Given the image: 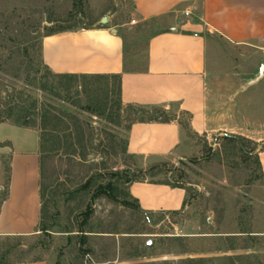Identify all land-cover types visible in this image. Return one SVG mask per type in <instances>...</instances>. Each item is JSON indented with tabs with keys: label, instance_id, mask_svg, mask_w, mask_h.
<instances>
[{
	"label": "rangeland",
	"instance_id": "obj_1",
	"mask_svg": "<svg viewBox=\"0 0 264 264\" xmlns=\"http://www.w3.org/2000/svg\"><path fill=\"white\" fill-rule=\"evenodd\" d=\"M133 10L132 0H0V117L11 109L14 115L22 108L38 115L49 108L69 114L64 118L71 138L75 139V124L84 130V147L78 153L60 150L45 157L44 183L48 196L54 193L56 198L49 209L56 217L51 234L24 237L9 260L264 264V174L258 155H244L225 135H196L183 128L182 158L158 162L153 176L142 175L148 181H168L186 188L182 211L146 213L106 195L92 199L98 183L113 180L124 192L128 187L125 177L140 175L142 168L124 151L128 113L112 122L81 109L88 98L75 95V88L64 100L42 90L40 84L51 82L42 59V41L53 30L103 24V17L108 18L105 25L130 22L123 30L126 56L130 67L143 66L148 39L162 26L131 24ZM178 116L188 122L187 116ZM247 148L252 151L255 146L249 142ZM8 166V157L0 155V199L6 193ZM91 176H96L97 184L78 192ZM89 204L93 211L83 226L87 242L81 244L80 213ZM42 241L46 248L38 244ZM2 245L0 236V254Z\"/></svg>",
	"mask_w": 264,
	"mask_h": 264
},
{
	"label": "crops",
	"instance_id": "obj_2",
	"mask_svg": "<svg viewBox=\"0 0 264 264\" xmlns=\"http://www.w3.org/2000/svg\"><path fill=\"white\" fill-rule=\"evenodd\" d=\"M132 3L131 19L136 22L131 24L162 26L148 39L143 66L125 69L123 30L130 22H95L46 36L44 64L54 73H121L124 105L160 106L177 114L170 122L132 124L127 149L139 168L182 158V114L196 135L246 138L255 146L252 153L264 174V0ZM0 155L8 157L9 165L0 236L36 235L41 216L40 129L0 122ZM129 192L146 213L179 212L187 202L186 188L168 181H135Z\"/></svg>",
	"mask_w": 264,
	"mask_h": 264
},
{
	"label": "trees",
	"instance_id": "obj_3",
	"mask_svg": "<svg viewBox=\"0 0 264 264\" xmlns=\"http://www.w3.org/2000/svg\"><path fill=\"white\" fill-rule=\"evenodd\" d=\"M73 28H62L59 30H53L48 33L46 36L71 30ZM126 70H135L136 67H130L129 62L126 60L124 62ZM48 74L51 77V82H45L40 84L42 90H48L52 95L62 98H70L73 88L76 89L75 95L79 96L85 94L88 98L87 104L84 106H79L81 109L90 112L96 116H104L107 120L114 122V120L122 119L123 113L127 114V120L129 124L127 125V130L130 129L132 124L137 122H150V121H160V122H170L176 120L177 114L172 113L170 110L165 109L164 107L155 106V107H139L135 105H124L122 101V74H68V73H54L48 67ZM76 104V103H75ZM77 105V104H76ZM78 106V105H77ZM39 115V116H38ZM31 113L29 110L20 109L14 115L13 110L11 109L7 116L0 117V122L10 121L18 126L22 127H37L40 129V155H41V216H40V225L39 231L43 234L50 235L52 228L56 224V217L54 213H50V203L55 202V194L48 196V187L44 183V165L45 157L48 154L57 152L60 150L70 151L71 153H78L80 148L84 147V130L80 124H75V139L71 138L69 133L70 126L65 120V116H69L65 111L57 112L49 108L41 109L40 113ZM65 115V116H64ZM180 124L183 128H189V124L182 122ZM225 138L229 140L236 148L239 149L244 155H251L252 151L247 148L248 141L246 138L238 135H225ZM126 141V147L124 151L128 154ZM264 150V145L262 146ZM133 157L132 155H129ZM258 163L260 164L259 158ZM152 167L148 170H139V174H133L132 176H126L125 182L127 184L126 191H121L118 185L113 181L109 180L107 182L96 183V176H91L88 180L83 183L76 190L82 192L90 189L94 184L97 186L94 188V194L92 199L100 195H106L110 199L121 202L122 204L140 209V205L136 199H134L129 192V184L135 181L145 180L142 175H154ZM102 176V175H99ZM113 176L121 179L123 175L120 173H113ZM9 183V169H8V180L7 188L8 191ZM170 183V182H169ZM173 186H180L175 183H170ZM183 187V186H182ZM5 198V194L0 199V206ZM93 211L92 204H89L87 208L82 211L80 214L83 216V221L80 226V232L82 233L81 244L87 242V235L84 234L85 230L83 226L86 225L90 219V216ZM64 232H72V230H65ZM3 240L2 248L0 254V262L2 264H13L27 262L25 259H17L14 261L9 260V255L20 246L21 240L27 236H1ZM16 240L11 242V240ZM39 245H42L46 248L45 242H39ZM43 260L41 258H33L30 261H39Z\"/></svg>",
	"mask_w": 264,
	"mask_h": 264
},
{
	"label": "water",
	"instance_id": "obj_4",
	"mask_svg": "<svg viewBox=\"0 0 264 264\" xmlns=\"http://www.w3.org/2000/svg\"><path fill=\"white\" fill-rule=\"evenodd\" d=\"M107 22H108V18L107 17H103L102 18V23L105 24ZM148 246H152V242L151 241H149Z\"/></svg>",
	"mask_w": 264,
	"mask_h": 264
},
{
	"label": "built area",
	"instance_id": "obj_5",
	"mask_svg": "<svg viewBox=\"0 0 264 264\" xmlns=\"http://www.w3.org/2000/svg\"><path fill=\"white\" fill-rule=\"evenodd\" d=\"M186 14H189V13L187 12ZM131 22H132V23H135L136 21H135V20H132Z\"/></svg>",
	"mask_w": 264,
	"mask_h": 264
}]
</instances>
